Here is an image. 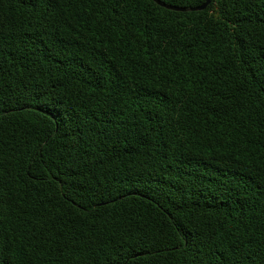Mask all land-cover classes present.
Instances as JSON below:
<instances>
[{
	"label": "trees",
	"instance_id": "obj_1",
	"mask_svg": "<svg viewBox=\"0 0 264 264\" xmlns=\"http://www.w3.org/2000/svg\"><path fill=\"white\" fill-rule=\"evenodd\" d=\"M0 264H264V0H0Z\"/></svg>",
	"mask_w": 264,
	"mask_h": 264
},
{
	"label": "water",
	"instance_id": "obj_2",
	"mask_svg": "<svg viewBox=\"0 0 264 264\" xmlns=\"http://www.w3.org/2000/svg\"><path fill=\"white\" fill-rule=\"evenodd\" d=\"M153 1L156 2L157 4H159L160 6H162L163 8L167 9V10H172V11H176V12H186V11L197 12V11H204L211 4V2H212V0H207L201 6L193 7V8H190L189 10H187L185 8H182V7H175V6H171V5H168V4H163L159 0H153Z\"/></svg>",
	"mask_w": 264,
	"mask_h": 264
}]
</instances>
